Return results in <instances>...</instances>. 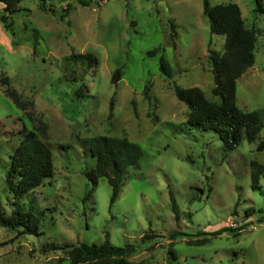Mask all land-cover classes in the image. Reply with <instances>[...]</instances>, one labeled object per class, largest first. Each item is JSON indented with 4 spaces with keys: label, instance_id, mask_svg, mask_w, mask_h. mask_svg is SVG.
<instances>
[{
    "label": "rangeland",
    "instance_id": "obj_1",
    "mask_svg": "<svg viewBox=\"0 0 264 264\" xmlns=\"http://www.w3.org/2000/svg\"><path fill=\"white\" fill-rule=\"evenodd\" d=\"M86 1L22 0L8 27L0 21V206L6 215L14 207L5 182L9 155L39 121L47 124L46 135L38 134L54 165L53 175L19 201L39 217L38 234L0 225V264H71L70 246L106 239L134 244L128 259L136 264H264V175L260 188L250 182V161L264 164V148L257 151L264 145V0L262 12L255 0H209L236 3L244 24L257 32L255 61L237 79L236 102L262 125L255 141L242 139L234 149L213 132L188 126V108L174 93V84L198 86L219 101L211 93L208 51L222 52L224 36L211 33L202 0ZM71 51L97 59L82 80L63 78ZM161 55L169 78L160 70ZM72 67L77 77L84 73L81 65ZM116 68L122 72L113 83ZM3 80L33 105L18 107ZM96 135L126 137L141 149L113 202L104 178L92 185L83 173L94 166L89 139ZM145 233L150 236L143 239Z\"/></svg>",
    "mask_w": 264,
    "mask_h": 264
},
{
    "label": "trees",
    "instance_id": "obj_2",
    "mask_svg": "<svg viewBox=\"0 0 264 264\" xmlns=\"http://www.w3.org/2000/svg\"><path fill=\"white\" fill-rule=\"evenodd\" d=\"M22 0H0L3 5L0 21L8 27L6 20L13 13L20 10ZM83 5L89 1L78 0ZM103 1V0H100ZM255 11L262 12L261 0H255ZM203 13L208 17L210 31L224 36L223 51L210 49L208 59L214 86L211 93L219 101L209 100L198 86L182 87L174 84V93L188 108L186 123L188 126L203 132H213L227 149H234L242 139L253 142L258 138L259 128L262 125L254 111H244L237 106L236 86L237 79L254 64L256 29L247 27L241 16V10L236 3L211 5L209 0H202ZM39 8L47 10L43 3ZM70 5L64 9L67 12ZM35 51V48L33 49ZM157 51L151 50L149 54ZM97 64L96 57L89 52L77 53L71 51L64 62V80L78 81L83 79L89 68ZM81 65L84 73L76 76V67ZM162 74L171 77V67L163 55L159 58ZM72 69V71H71ZM121 68H116L111 75V82L117 83L120 79ZM5 93L21 109L32 106L33 102L24 100L16 89L11 87L7 80ZM81 89L75 90V95L82 97ZM112 112V102L109 104V115ZM47 124L39 121L37 128L27 131L19 144L9 155V166L5 176L8 192L11 194L12 205L10 214L6 215L0 206V225L19 229L22 233L38 234L39 217L33 209L23 210L19 206L21 197L40 186L45 179L54 173L52 150L39 136L46 135ZM89 151L94 158V166L83 171L92 185H96L99 178H104L111 187L110 201L113 202L123 185V179L130 166H136L141 156L140 147L126 137L96 135L89 139ZM263 144L257 146L262 150ZM264 175V164L257 160L250 161V182L252 189L260 188V178ZM250 208L245 210L251 214ZM150 236L148 233L142 238ZM54 248V247H53ZM136 252L132 243L115 245L108 239L102 243H87L82 241L70 246L67 258L71 264H136L128 259ZM171 253V251H169Z\"/></svg>",
    "mask_w": 264,
    "mask_h": 264
}]
</instances>
